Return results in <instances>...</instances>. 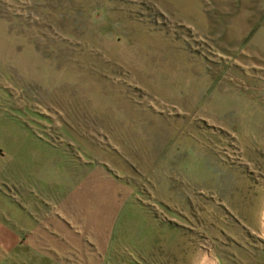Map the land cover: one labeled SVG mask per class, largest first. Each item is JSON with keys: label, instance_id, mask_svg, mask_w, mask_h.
Returning <instances> with one entry per match:
<instances>
[{"label": "rangeland", "instance_id": "rangeland-1", "mask_svg": "<svg viewBox=\"0 0 264 264\" xmlns=\"http://www.w3.org/2000/svg\"><path fill=\"white\" fill-rule=\"evenodd\" d=\"M0 200L17 264H264V0H0Z\"/></svg>", "mask_w": 264, "mask_h": 264}, {"label": "crops", "instance_id": "crops-1", "mask_svg": "<svg viewBox=\"0 0 264 264\" xmlns=\"http://www.w3.org/2000/svg\"><path fill=\"white\" fill-rule=\"evenodd\" d=\"M17 239L15 231L3 227L0 217V264H17L13 259L18 250Z\"/></svg>", "mask_w": 264, "mask_h": 264}, {"label": "bare ground", "instance_id": "bare-ground-1", "mask_svg": "<svg viewBox=\"0 0 264 264\" xmlns=\"http://www.w3.org/2000/svg\"><path fill=\"white\" fill-rule=\"evenodd\" d=\"M261 222H262V225L264 226V214L261 217Z\"/></svg>", "mask_w": 264, "mask_h": 264}]
</instances>
